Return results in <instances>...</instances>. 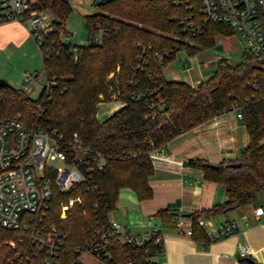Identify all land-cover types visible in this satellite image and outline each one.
Instances as JSON below:
<instances>
[{
    "label": "trees",
    "instance_id": "1",
    "mask_svg": "<svg viewBox=\"0 0 264 264\" xmlns=\"http://www.w3.org/2000/svg\"><path fill=\"white\" fill-rule=\"evenodd\" d=\"M198 3L94 1L93 11L83 15L86 40L74 44L72 52L69 42L59 38V34L67 33L64 20L70 11L68 0H35V8L51 14V29L36 43L48 85L43 84L34 98L22 88L0 86V118L17 112L25 121L55 129L64 141L75 132L81 143L105 159L104 166L91 170L84 181L64 192L52 189L40 225L46 229L53 224L63 230L64 237L50 264L70 263L76 254L74 246L84 248L94 230L107 228V212L114 207L118 188H130L137 199L150 196L149 150L220 111L237 109L247 141L237 157L215 166L198 157L185 161L199 167L205 179L221 183L226 194L224 201L188 214L189 236L205 242L198 217L223 213L264 190V47L256 54L242 50L235 63L218 58L211 74L193 86L162 74V67L176 50L191 55L212 46L215 35L232 34L224 24L207 22L200 33L189 37V43L184 41L186 24L199 22ZM112 92L121 105L97 120L98 95L107 101ZM155 96L162 99L164 107L150 116L146 101ZM235 162L237 166L230 165ZM75 196L79 201H73L65 216L59 218L58 202ZM166 213L163 208L155 215ZM156 233L141 246L108 235L104 247L107 256L100 260L104 264H162L151 259L161 251ZM3 239L13 240V246ZM43 255L27 231L0 226V264H44Z\"/></svg>",
    "mask_w": 264,
    "mask_h": 264
},
{
    "label": "built area",
    "instance_id": "2",
    "mask_svg": "<svg viewBox=\"0 0 264 264\" xmlns=\"http://www.w3.org/2000/svg\"><path fill=\"white\" fill-rule=\"evenodd\" d=\"M198 12L199 22H188L184 27V41L189 43V37L200 33L205 23L214 22L230 28L242 40L243 51L256 54L263 49L264 0H199ZM7 21L24 24L35 43L51 29L48 13L33 8V0H0V24ZM160 56L158 54V58ZM35 80H39L36 72L22 71L20 88H28ZM44 85L48 83L45 81ZM111 95L114 97V92ZM146 104L151 109L150 116L162 112L164 107L158 96L147 100ZM148 156L150 160L156 157L154 149L148 151ZM51 160H57L60 164L52 166L49 164ZM104 163L103 155L81 143L75 132L71 133L68 141H64L55 129L26 122L17 112L0 118V226L27 231L29 239L42 248L43 263L50 264L64 237L63 230L55 225L46 229L40 225L52 189L64 192L74 183L89 178L90 171L101 169ZM73 201H79L78 196L58 202L59 218L65 216ZM253 216L264 224V209L254 208ZM146 223L147 231L129 233L115 221L109 220L107 228L93 231L85 241L84 248L73 247L76 254L68 264H88L80 260L85 252L98 259L107 256L104 247L107 236L111 234L131 246H141L149 235L156 232L155 239L159 241L161 236L157 225L149 220ZM197 223L205 228L209 240L229 234L235 227L232 219H226L216 227H211L206 218L197 219ZM185 233L189 235L190 229H185ZM2 242L13 246L11 239H3ZM237 254L240 258L246 257L247 245L238 243ZM16 255L17 252L13 254ZM127 261L131 263L132 259L127 258Z\"/></svg>",
    "mask_w": 264,
    "mask_h": 264
},
{
    "label": "crops",
    "instance_id": "3",
    "mask_svg": "<svg viewBox=\"0 0 264 264\" xmlns=\"http://www.w3.org/2000/svg\"><path fill=\"white\" fill-rule=\"evenodd\" d=\"M87 2L90 8L83 10V15L93 11L92 0ZM75 4H81V0H75ZM29 38L24 24L16 21L1 23L0 61L12 49L27 45ZM7 47L11 50L4 55ZM217 47L219 52L207 51L204 56L201 50L186 54L177 60V65L169 64L173 57L162 67L163 76L193 86L211 74L218 58L224 57L230 63L229 57L240 58L243 49L242 44L234 41L219 40ZM0 71V78L6 81L8 71L2 67ZM18 78H15L16 82ZM120 105L118 101L103 118ZM246 141V132L234 108L220 111L181 131L163 146L154 149L156 157L151 160L152 172L147 177L150 196L137 199L130 188H118L114 207L107 212L108 221H115L129 233L147 231L148 220L157 225L161 236V251L156 261L162 264H250L245 257H238V243L247 245L246 257L264 264V224L253 216L254 208L264 209V190L257 191L251 200L223 213L197 218H206L211 227L232 219L235 227L231 233L209 240L205 228L201 226L207 237L205 242L194 240L185 233V229H190V212L208 208L226 199L221 183L205 179L199 167L186 164L185 161L198 157L215 164L233 159ZM163 208L168 213L155 215L158 209Z\"/></svg>",
    "mask_w": 264,
    "mask_h": 264
},
{
    "label": "rangeland",
    "instance_id": "4",
    "mask_svg": "<svg viewBox=\"0 0 264 264\" xmlns=\"http://www.w3.org/2000/svg\"><path fill=\"white\" fill-rule=\"evenodd\" d=\"M68 2L70 5V11L68 12L64 20V28L67 31V33L59 34V38L63 39V41L65 42H69L70 50L73 52L74 44H82L86 40V29L83 24V10L89 9L90 7L87 0H81V4H75V0H68ZM34 4H35V0H33V8H35ZM41 10H45L51 19V14L49 13L48 10L46 9H41ZM63 37L66 38L64 39ZM219 40L222 42L234 41L243 45L242 40L239 39L236 34L232 33L226 36L217 34L213 38L214 43L211 47H203L200 49L202 51V55L203 56L206 55L207 51L219 52L217 47V42ZM10 50H11L10 47H7L6 50L4 51V55L8 54ZM185 55L186 53L184 52V50L182 49L176 50L174 56L175 58L172 60V62L170 61L169 64L177 65V60H179L180 57ZM229 58H230L229 59L230 63H235L239 60V58H237L236 56L235 57L230 56ZM0 67L8 71V73L6 74V81L8 82V84L18 88L21 87L20 86L21 79L19 80V78H21L22 71L37 72V77L39 80L38 81L35 80L34 82H31L28 88H22L32 98H34L37 95L38 90L45 83L44 75L41 69V58L36 43L31 36L29 38V43H27V45L22 46L18 49H14V50L12 49V51L9 52L6 58H1ZM10 76H12L14 79H12ZM17 77L19 78L18 81L16 82L15 78ZM98 99L99 101L95 104L96 109H95L94 117L97 120H100L107 113V111L110 110L111 107L117 104L118 100L115 98V96L112 97V95L109 97V100L107 101L100 100L101 97L99 95H98ZM49 164L52 166H57L60 164V162H58L57 160H51ZM156 258L157 257L154 256L151 259L156 260ZM80 260L88 264H104L100 259L96 258L95 256L87 252H85L83 255L80 256Z\"/></svg>",
    "mask_w": 264,
    "mask_h": 264
},
{
    "label": "water",
    "instance_id": "5",
    "mask_svg": "<svg viewBox=\"0 0 264 264\" xmlns=\"http://www.w3.org/2000/svg\"><path fill=\"white\" fill-rule=\"evenodd\" d=\"M8 83L4 80V79H2V78H0V86H3V85H7ZM230 165H232V166H237L238 165V162H235V163H230ZM211 166H215L214 164H211ZM185 215H187V213H185ZM246 259V261L248 262V263H250V264H259V263H257L256 261H254L253 259H251V258H248V257H245Z\"/></svg>",
    "mask_w": 264,
    "mask_h": 264
},
{
    "label": "bare ground",
    "instance_id": "6",
    "mask_svg": "<svg viewBox=\"0 0 264 264\" xmlns=\"http://www.w3.org/2000/svg\"><path fill=\"white\" fill-rule=\"evenodd\" d=\"M116 103V102H115ZM117 104H118V102H117Z\"/></svg>",
    "mask_w": 264,
    "mask_h": 264
}]
</instances>
